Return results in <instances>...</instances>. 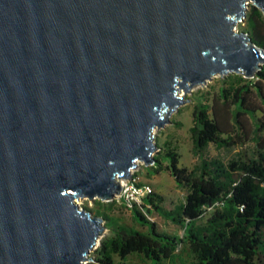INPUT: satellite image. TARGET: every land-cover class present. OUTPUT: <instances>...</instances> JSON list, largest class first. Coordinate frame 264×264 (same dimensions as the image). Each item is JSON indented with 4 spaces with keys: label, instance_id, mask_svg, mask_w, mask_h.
I'll list each match as a JSON object with an SVG mask.
<instances>
[{
    "label": "water",
    "instance_id": "water-1",
    "mask_svg": "<svg viewBox=\"0 0 264 264\" xmlns=\"http://www.w3.org/2000/svg\"><path fill=\"white\" fill-rule=\"evenodd\" d=\"M264 0H0V264H87L152 131L214 75L253 78Z\"/></svg>",
    "mask_w": 264,
    "mask_h": 264
},
{
    "label": "trees",
    "instance_id": "trees-1",
    "mask_svg": "<svg viewBox=\"0 0 264 264\" xmlns=\"http://www.w3.org/2000/svg\"><path fill=\"white\" fill-rule=\"evenodd\" d=\"M247 9L243 32L264 49V15L252 4ZM224 83L220 88V106L215 101L193 106L189 131L199 162L190 170L180 167V156L174 149L164 152L167 165L154 156V172L166 170L187 193L184 202L165 209L161 206L163 198L150 192L143 206L180 226L183 238L158 231L137 206L132 207L133 219L146 227L147 233L125 226L108 215L114 201L94 200L97 210L86 209L104 220L107 232L87 264H113V255L118 256V264H125V258L133 253L152 264H175L182 243L193 258L189 264H264V69L261 67L253 78L229 73ZM230 106H234L231 111ZM258 111L260 118L255 115ZM228 114L239 132L233 134L222 124V115ZM243 116L253 120L252 154H242L227 162L208 157L210 144L216 149H229L238 140L241 142V132L246 133ZM205 209H211V213L203 220Z\"/></svg>",
    "mask_w": 264,
    "mask_h": 264
},
{
    "label": "rangeland",
    "instance_id": "rangeland-1",
    "mask_svg": "<svg viewBox=\"0 0 264 264\" xmlns=\"http://www.w3.org/2000/svg\"><path fill=\"white\" fill-rule=\"evenodd\" d=\"M246 12H248V9ZM234 27L237 31H243L244 21H237ZM224 78L225 76L214 75L204 84L195 86L188 92H184L183 89H180L177 92V96L182 97L183 103L173 109L168 117V122L164 124L162 128H154L152 131L154 143L158 147V150L153 153V156H157L163 165L168 164V161L164 157V152L168 149H174L175 152L179 154L180 167H185L190 170L199 162L198 156L193 152V144L189 131L192 126L193 106L197 102H206L211 105L212 101H215L217 106H220V88L225 86ZM254 102L259 103L258 99H254ZM233 109L234 106H230V111ZM255 115L257 118L262 116L259 111L256 112ZM221 118L222 124L227 125L233 134L239 132L240 129L234 125L230 114L222 115ZM242 119L246 128V133L241 132V142L238 140V143L229 149H216L210 144L207 149L208 157L218 158L227 162L242 154L248 156L252 154L255 147V143L252 140L254 129L252 124L253 120L246 116H243ZM262 119L264 120V117ZM223 137H225V135H223ZM154 168L155 163L150 166H145L139 161L133 167V170L140 182L147 184L150 187L151 192H154L163 198L161 206L165 209H171L175 205L184 202L187 193L186 190L178 187L166 170L163 169L158 173H155ZM74 201L81 208L97 210V206L94 203L95 201H90L86 198H77V200L75 199ZM138 210H140L150 222L155 224L158 231L174 235L180 239L183 238V229L180 226L163 219L149 206L141 205L138 207ZM148 210H150V212H148ZM210 213L211 209H205L203 212V220H205ZM108 215L117 218L119 222L125 226L132 227L144 233H147L148 231L146 227L135 222L133 219L132 208L126 207L117 201H114L112 209L108 212ZM106 232L107 231L105 230L104 234ZM176 254L178 260L175 261V264H180L181 261L184 264H189L193 261V258L189 254L187 246L184 243L180 245ZM118 263V256L113 255V264ZM125 264H152V262L141 255L133 253L125 258ZM163 264L171 263L165 261Z\"/></svg>",
    "mask_w": 264,
    "mask_h": 264
},
{
    "label": "built area",
    "instance_id": "built-area-1",
    "mask_svg": "<svg viewBox=\"0 0 264 264\" xmlns=\"http://www.w3.org/2000/svg\"><path fill=\"white\" fill-rule=\"evenodd\" d=\"M261 67L264 69V64ZM118 182L120 186L119 193L111 201H117L129 208L143 205L144 198L151 192L147 184L139 181L133 168L130 170L128 178L119 179Z\"/></svg>",
    "mask_w": 264,
    "mask_h": 264
}]
</instances>
